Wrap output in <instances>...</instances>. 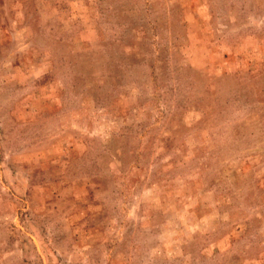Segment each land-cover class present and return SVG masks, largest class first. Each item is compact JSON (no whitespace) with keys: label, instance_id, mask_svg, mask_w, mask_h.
Returning a JSON list of instances; mask_svg holds the SVG:
<instances>
[{"label":"rangeland","instance_id":"374dc122","mask_svg":"<svg viewBox=\"0 0 264 264\" xmlns=\"http://www.w3.org/2000/svg\"><path fill=\"white\" fill-rule=\"evenodd\" d=\"M0 264H264V0H0Z\"/></svg>","mask_w":264,"mask_h":264}]
</instances>
